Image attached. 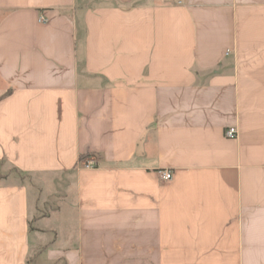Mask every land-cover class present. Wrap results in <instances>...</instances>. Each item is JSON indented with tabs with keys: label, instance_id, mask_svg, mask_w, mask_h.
Wrapping results in <instances>:
<instances>
[{
	"label": "crops",
	"instance_id": "obj_1",
	"mask_svg": "<svg viewBox=\"0 0 264 264\" xmlns=\"http://www.w3.org/2000/svg\"><path fill=\"white\" fill-rule=\"evenodd\" d=\"M0 264H264V0H0Z\"/></svg>",
	"mask_w": 264,
	"mask_h": 264
},
{
	"label": "built area",
	"instance_id": "obj_2",
	"mask_svg": "<svg viewBox=\"0 0 264 264\" xmlns=\"http://www.w3.org/2000/svg\"><path fill=\"white\" fill-rule=\"evenodd\" d=\"M225 136L228 139H237L238 131L235 127L230 128L226 131ZM84 165L86 168H92L95 165V163L93 160H89L86 163H84ZM161 177L164 182H168L172 179V175L169 172L162 173Z\"/></svg>",
	"mask_w": 264,
	"mask_h": 264
},
{
	"label": "rangeland",
	"instance_id": "obj_3",
	"mask_svg": "<svg viewBox=\"0 0 264 264\" xmlns=\"http://www.w3.org/2000/svg\"><path fill=\"white\" fill-rule=\"evenodd\" d=\"M18 182H22V183H24V184H28V183H34V181H36L37 183H40V182H38V181H40V179H38V180H35V179H33V178H30L29 176H22V175H18L16 178H15ZM45 181H47L48 182V179H45ZM49 206L48 207H46V208H42L41 210V214H43V215H46V214H48V213H50L51 211L49 210ZM70 216H71V214H70Z\"/></svg>",
	"mask_w": 264,
	"mask_h": 264
}]
</instances>
